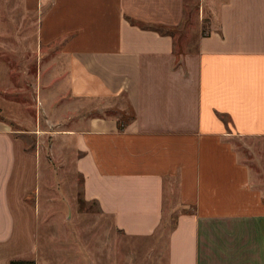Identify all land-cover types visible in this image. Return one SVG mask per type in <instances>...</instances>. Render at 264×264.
I'll return each mask as SVG.
<instances>
[{
	"label": "crops",
	"instance_id": "0c3cea01",
	"mask_svg": "<svg viewBox=\"0 0 264 264\" xmlns=\"http://www.w3.org/2000/svg\"><path fill=\"white\" fill-rule=\"evenodd\" d=\"M187 1L21 6L64 62L68 102H104L71 129L85 199L138 238L159 237L176 199L162 264H264V0H218L196 42L153 29L179 26ZM38 169L0 120V253L26 258L11 240Z\"/></svg>",
	"mask_w": 264,
	"mask_h": 264
},
{
	"label": "rangeland",
	"instance_id": "374dc122",
	"mask_svg": "<svg viewBox=\"0 0 264 264\" xmlns=\"http://www.w3.org/2000/svg\"><path fill=\"white\" fill-rule=\"evenodd\" d=\"M204 1L203 10L201 0H188L179 26L151 25L173 27L176 37L196 42L209 31L218 2ZM37 28L38 16L26 13L21 0H0V120L39 164L38 185L29 186L11 240L28 253L25 259L0 253V264H162L181 211L176 199L166 205L160 239L125 234L96 201L85 199L84 177L76 168L81 152L71 129L104 102H68L64 62L39 45Z\"/></svg>",
	"mask_w": 264,
	"mask_h": 264
},
{
	"label": "trees",
	"instance_id": "16d2710c",
	"mask_svg": "<svg viewBox=\"0 0 264 264\" xmlns=\"http://www.w3.org/2000/svg\"><path fill=\"white\" fill-rule=\"evenodd\" d=\"M153 29L156 30V31H158V32H160V33H162V34L174 35V33H175V31L173 30V29H175V28H173V27H164L163 25H161V26H155V27H153ZM165 209H166V208H165ZM165 214H166V213H164V218H163L162 223L166 220ZM177 217H178V216H177ZM177 217H176V220H175L174 226H175V224H176ZM161 225H162V224H161ZM174 226H173L172 228H174ZM172 228H171V229H172ZM16 263H24V262H16Z\"/></svg>",
	"mask_w": 264,
	"mask_h": 264
}]
</instances>
